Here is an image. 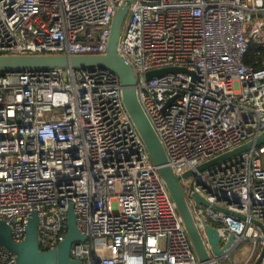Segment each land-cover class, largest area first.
Returning a JSON list of instances; mask_svg holds the SVG:
<instances>
[{"label":"built area","instance_id":"1","mask_svg":"<svg viewBox=\"0 0 264 264\" xmlns=\"http://www.w3.org/2000/svg\"><path fill=\"white\" fill-rule=\"evenodd\" d=\"M123 0H0V56L105 55ZM119 55L182 178L264 134V0H136ZM165 69L152 80L147 74ZM211 264L264 247V144L181 180ZM200 195L205 203H198ZM86 238L80 264H202L111 70H0V221L13 241L38 221L42 251ZM218 231L220 258L206 226ZM0 264H17L0 245Z\"/></svg>","mask_w":264,"mask_h":264},{"label":"water","instance_id":"2","mask_svg":"<svg viewBox=\"0 0 264 264\" xmlns=\"http://www.w3.org/2000/svg\"><path fill=\"white\" fill-rule=\"evenodd\" d=\"M136 0H123L118 8L111 26V34L108 50L105 55H44V56H0V70L22 71L27 69H69L88 70L102 68L115 73L122 87V99L128 115L141 137L145 148L149 154L151 162L158 168V173L165 182L168 192L177 206L178 213L183 220L185 230L197 254L198 260L202 264H211L209 255L204 247L202 239L198 233L195 222L186 202V190L182 186L181 180L193 177L195 173H202L226 160L250 150L254 145L264 144V134L258 138L256 143H248L230 153L213 159L197 168L196 172L189 171L182 178L175 175L169 166V159L161 140L147 117L138 98L137 79L132 67L118 53L119 44L122 37L123 27L129 12ZM183 72L180 69H165L152 71L147 74L150 81L168 73ZM198 203H205L200 195H196ZM206 226V234L212 246L213 253L222 258L225 249L231 246L234 239L230 237V242L226 248H219L220 237L218 231ZM86 238L79 232L76 222V215L71 206L68 214V233L64 240L60 242L55 250L42 251L38 243V221L34 216L29 220L27 226L26 239L22 243H16L12 238V231L9 226L0 221V245L16 256L17 264H80L71 259V249L77 243H84ZM264 263V247L261 255L255 264Z\"/></svg>","mask_w":264,"mask_h":264},{"label":"rangeland","instance_id":"3","mask_svg":"<svg viewBox=\"0 0 264 264\" xmlns=\"http://www.w3.org/2000/svg\"><path fill=\"white\" fill-rule=\"evenodd\" d=\"M250 248V243H244L235 253L231 255L230 259H223L219 264H236V261L241 257L242 252H247Z\"/></svg>","mask_w":264,"mask_h":264}]
</instances>
